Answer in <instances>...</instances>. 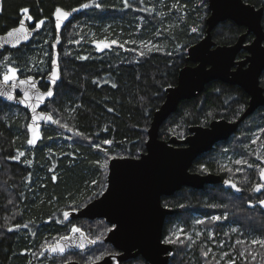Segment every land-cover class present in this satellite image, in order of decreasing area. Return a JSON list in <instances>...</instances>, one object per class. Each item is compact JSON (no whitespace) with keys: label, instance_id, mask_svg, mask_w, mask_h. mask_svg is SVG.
Masks as SVG:
<instances>
[{"label":"trees","instance_id":"trees-1","mask_svg":"<svg viewBox=\"0 0 264 264\" xmlns=\"http://www.w3.org/2000/svg\"><path fill=\"white\" fill-rule=\"evenodd\" d=\"M243 1L262 7L264 30V0ZM128 2L131 7H125L124 0H1L0 34L18 24L23 8H28L27 15L33 18L31 22L27 20L29 27L40 19L46 23L28 44L0 53V73L3 57L10 56L13 66L19 68V77L42 79L40 88L46 89L43 79L56 53L61 76L54 98L44 110L73 131L57 125L42 126L43 138L30 146L28 113L0 100V264H58V258L45 254L39 258L38 254L45 244L67 235L75 224L90 238H99L84 253H71L79 257L89 254L80 257L81 264L111 250L102 241L106 231L86 227L93 222L107 225L106 222L77 219L67 223L63 213L77 210L101 194L106 186V160L137 157L144 152L153 112L163 102L165 89L175 85L179 69L191 65L186 61V50L203 37L204 20L209 13L207 0ZM82 4L89 7L81 8ZM57 6L79 10L53 48L56 35L51 15ZM72 26H77V33L71 32ZM244 30L226 20L215 26L212 40L217 45H230ZM147 39L152 46L143 49L140 43ZM251 39L252 35H248L245 42ZM98 42H107L110 47L99 50ZM244 55L241 50L236 58ZM259 81L264 94V70ZM247 101L248 96L240 87L210 81L196 97L178 103L160 125L159 137L182 138L191 125L206 126L219 118L235 120ZM261 129L264 103L239 124L229 139L199 154L191 164L192 172H210L228 179L230 173L223 166L242 156L253 167L246 165L249 170L244 177L232 176L240 192L208 184L201 189L183 187L161 198V203L172 209L163 222V240H176L174 233L183 230L181 239L170 243L172 251L167 264H229L233 258L235 264H264V248L259 249L260 260L254 261L247 246L253 235H264V208L256 200L263 190L251 191L252 185L260 182L257 171L261 161L254 155L255 146H260L264 158ZM75 131L83 135H74ZM257 136L260 139L252 144ZM104 140L112 141L111 145L102 144ZM96 144L106 151L95 148ZM20 151L25 155L18 161L6 159ZM202 167L206 171H201ZM249 202L256 206L248 207ZM212 216L221 219L213 221ZM198 220L204 223H197ZM25 224L27 227L22 226ZM9 228L13 230L8 231ZM233 228L237 231L233 232ZM238 240L244 243L238 244ZM123 264L147 263L137 257Z\"/></svg>","mask_w":264,"mask_h":264},{"label":"water","instance_id":"water-1","mask_svg":"<svg viewBox=\"0 0 264 264\" xmlns=\"http://www.w3.org/2000/svg\"><path fill=\"white\" fill-rule=\"evenodd\" d=\"M207 7L209 13L204 20V35L186 50V61L191 65L180 68L175 85L165 89L164 100L153 112L149 123L144 152L137 157L123 156L109 159L106 186L101 194L81 208L67 211L69 219H64L67 223L77 219H103L112 226L103 241L110 244L118 253L103 256L98 264H121L138 256L147 264H167L172 246L162 240V227L165 217L172 212V209L163 205L161 198L170 196L183 187L201 189L205 184L221 183L222 187L230 188L224 185V180L221 181L218 174L192 172L190 167L195 157L210 150L216 143L227 140L235 133L239 124L264 103L263 88L259 81L264 70V30L261 22L263 9L256 8L243 0H207ZM56 8L70 12L68 20L63 22L59 33L55 28ZM72 9H64L60 6L54 8L51 19L56 36H60L63 28L77 14L78 11L72 12ZM21 18L25 20V26L29 27L27 14ZM226 20L245 30L233 44L217 45L212 40L211 33L217 24ZM6 32L0 36H4ZM36 33L31 32V39L21 45L28 44ZM248 35H252V39L245 42ZM7 49L15 48L5 46L0 48V53ZM241 50L245 51V55L237 59V54ZM51 69L52 64L50 71ZM50 71L43 82L47 85L46 89H51L55 94V87L60 79L52 85ZM59 76H61L60 70ZM28 77L34 76L19 78ZM214 80L236 85L248 96L247 105L239 116L235 120L213 119L206 126L191 125L188 127V133L182 138L172 135L167 139H161L160 125L176 110L178 103L196 97L207 83ZM41 81L42 79L34 77L33 82L43 93L46 89L40 88ZM25 87L27 86H18L12 90L17 96L15 101H8L5 97H0V100L25 110L29 118L28 127L32 123V112L18 103L23 97ZM29 91L30 94L33 92L31 89ZM54 94L51 98L45 99L37 109V113L43 109L45 114H50L44 110V107L52 101ZM36 125L53 126L54 124L38 120ZM28 132L31 133L29 128ZM92 246L93 244L86 243L84 251ZM69 252L81 251L72 247L67 249L65 254ZM44 254L49 257H60ZM71 264L80 263L72 260Z\"/></svg>","mask_w":264,"mask_h":264},{"label":"snow or ice","instance_id":"snow-or-ice-1","mask_svg":"<svg viewBox=\"0 0 264 264\" xmlns=\"http://www.w3.org/2000/svg\"><path fill=\"white\" fill-rule=\"evenodd\" d=\"M141 3H143V0H140ZM125 7H131L128 0H124ZM89 4H82L81 8H88ZM95 7H100L99 4H96ZM79 9H72V12L78 11ZM29 12L28 8L21 9L22 14H27ZM55 28L57 33L60 32L62 24L64 21L68 20L70 16V12L64 11L61 8L55 9ZM32 16L27 15V20L32 21ZM46 23L45 19L38 20L34 27H26L25 26V20L21 18L19 20V24L17 27L12 28L11 30H8L4 36H0V48H4L5 46H11L12 48H18L22 43H26L31 39L30 33L31 32H39L41 27ZM196 28H192L193 32H196ZM60 43V37L59 35L55 38V43L52 44V47L55 48L57 44ZM78 43V41H77ZM116 41H111V44H115ZM123 47V45H120ZM142 46H147L142 45ZM97 49L103 50L105 48L110 47V44L107 42H98L96 44ZM82 59H87V57H82ZM4 68L6 69L2 74H0V97H5L8 101H15L17 99V96L13 94V89H16L18 86H27L24 89L23 97L18 100V103L24 105L25 107L29 108L32 112L31 121L32 123L28 125L29 131L31 132V138L27 140V144L30 146H35L36 141L39 139H42V134L39 131V126L36 125V122L38 120L44 121L45 123H51L54 125L59 126L60 128L64 129L65 131L72 132L73 130L69 128L66 124H62L59 120L54 119L52 115L45 114L43 112V109H41L40 113H37V109L40 107V105L45 101L46 98H51L53 96V91L51 89H46L45 92L41 93L39 89L37 88V85L33 82L34 77H28L26 79H20L18 76L19 68L13 66L14 61L10 59V56H4ZM43 63V61H41ZM52 69L50 71V82L52 85L56 84V81L60 79L59 76V69H58V60L52 59L51 60ZM32 69L29 68V71ZM115 87V85H113ZM29 89L33 90V92L30 94ZM111 111V109H109ZM262 132H264V129H261ZM74 135L82 136L83 133H80L79 131H75L73 133ZM51 139V137H49ZM260 137L257 136L256 139L252 140V144H256L257 140H259ZM112 141L110 140H104L102 141V144L111 145ZM95 148L99 149L100 151H106L104 148L101 147L100 144L94 145ZM25 155L24 152L20 151L18 152L17 156H9L6 159L9 160H15L18 161L19 157H23ZM257 160H260L262 164H264V158H262L260 155H257ZM237 165H247V167L252 168L253 165L248 163V161L243 159H236L234 161ZM103 167H107V164L105 163ZM224 169L228 172H233L232 168L227 167V165L223 166ZM201 171H206V168L202 167ZM237 172L241 171V169L237 168ZM259 177L261 183H255L251 187V191L259 193L262 190H264V167H260L259 169ZM55 179V177H53ZM225 186L230 187L235 192H240L241 188L238 187L237 182H234L231 178L225 179L223 181ZM258 204L261 208H264V199L258 200ZM256 205L249 202L248 207L252 208ZM64 219H69V213L64 212L63 213ZM227 218L226 216L224 217ZM221 219L220 216H212L211 220L213 221H219ZM197 223H204L203 220H198ZM21 225H17V227H20ZM23 227H27V225H22ZM12 228H9L8 231H12ZM183 230L181 229L180 232L174 233L176 240H173L171 237L166 238L164 243H175L177 240L181 239L180 233ZM233 232H236L237 229L233 228ZM78 234V237H77ZM199 235V233H198ZM211 238V236L209 237ZM99 238L93 239L90 238L88 235H86L79 227L73 226L70 229V234L60 237L55 243L48 244L43 248V251L41 252V255L43 256L44 253H48L50 255L54 256H64L67 249L75 247L79 249L81 252L84 251L86 243L87 244H96L97 240ZM188 239H191L188 237ZM182 242V241H181ZM238 244H243V240H238ZM251 243L253 245H260L262 248H264V239H257L254 238ZM224 255H229L228 253H224ZM243 255V253H241ZM205 256H207V253H205ZM255 259V257H252ZM102 259L101 257H95L88 261V264H98L99 260ZM65 264H71L70 260H66ZM229 264H235V259H230Z\"/></svg>","mask_w":264,"mask_h":264},{"label":"rangeland","instance_id":"rangeland-1","mask_svg":"<svg viewBox=\"0 0 264 264\" xmlns=\"http://www.w3.org/2000/svg\"><path fill=\"white\" fill-rule=\"evenodd\" d=\"M77 28V26H72L71 27V29H72V31L71 32H78V30H74V29H76ZM77 35V34H76ZM78 37V36H77ZM80 39V37H78V38H76V40L78 41ZM152 41L151 40H146V41H143V43H140V45L142 46V45H147V46H143L142 48L144 49V48H148V47H150V46H152L151 43ZM55 59H58V56H57V54L56 53H54V56H53ZM53 58V59H54ZM4 65V64H3ZM2 65V68H1V73L0 74H2L6 69L4 68V66ZM39 126V131H40V129H41V127L42 126H40V125H38ZM30 134V138H31V133H29ZM256 137V136H255ZM256 147V149L255 150H253V152H254V155H260L261 156V154H260V146H255ZM264 148V147H263ZM111 158H113V157H111ZM111 158H109V159H111ZM109 159L108 160H106V164H108V161H109ZM236 159H243V160H245L242 156H238V157H236L235 159H232L231 161H230V163L228 164V166L227 167H229V168H232L233 169V172H229L230 173V175H229V178H232V176H239V175H241V177H244V172L246 171V165H237V164H235L234 163V161L236 160ZM260 165H261V167H264V164H262L261 162H260ZM237 168H239V169H241V171H239V172H237L236 171V169ZM260 169V168H259ZM259 169H258V171L257 172H259ZM247 170H249V169H247ZM256 172V173H257ZM246 173H247V171H246ZM228 178V179H229ZM240 184H241V180H239L238 181ZM253 183V182H252ZM258 183V182H257ZM260 183V182H259ZM246 186V185H245ZM250 186L251 185H247L245 188H250ZM261 199H264V190H263V194L258 198V199H256V200H261ZM258 202V201H257ZM82 226H84L85 227V225H83V223L81 224ZM73 226H76V227H79L80 229H82V227L81 226H78L77 224H75V225H73ZM72 226V227H73ZM71 227V228H72ZM86 227L87 228H89V229H95V230H97V231H100L101 233H102V231H107V229H108V227H107V225H105V224H103V223H101V222H93V223H91V224H86ZM83 231V230H82ZM177 231H180V229L179 230H177ZM85 233V232H84ZM174 233V232H173ZM173 233H171V235H173ZM254 238H257V239H264V235H253L249 240H248V244H247V246L249 247V249H248V252L250 253V255L253 257H255V259H253L254 261H256V259H258V260H260V256H261V252H260V245H253L252 243H251V241L254 239ZM56 241V240H55ZM54 241V242H55ZM53 243V242H52ZM51 243V244H52ZM48 244H50V243H47V244H45L46 246L48 245ZM44 245V246H45ZM43 246V247H44ZM262 248V247H261ZM260 249V250H259ZM87 251V250H86ZM81 253H84V251L83 252H81ZM80 255H82V256H80V257H88V255H84V254H80ZM42 255H41V253H39L38 254V257L40 258ZM259 256V257H258ZM80 257L79 256H76V255H73V254H68V255H64L63 257H59L58 259H57V263L58 264H61L62 262H64V261H66V260H71V259H73V260H77L78 262H81L80 261ZM82 264H85V263H82ZM260 264V263H259Z\"/></svg>","mask_w":264,"mask_h":264},{"label":"flooded vegetation","instance_id":"flooded-vegetation-1","mask_svg":"<svg viewBox=\"0 0 264 264\" xmlns=\"http://www.w3.org/2000/svg\"><path fill=\"white\" fill-rule=\"evenodd\" d=\"M232 136V135H231ZM230 136V137H231ZM229 137V138H230ZM228 138V139H229ZM226 141V140H225ZM220 142H222V141H220ZM198 173H200V172H198ZM205 173H210V172H205ZM203 174V173H202ZM215 174V173H214ZM226 178H221V181H223V180H225ZM235 182V181H234ZM261 182V181H260ZM217 184H220V186H221V183H217ZM205 185H208V184H205ZM222 187V186H221ZM224 188V187H223ZM225 189H230V190H232V191H234L233 189H231V188H225ZM235 192V191H234ZM87 220V219H86ZM96 220V219H95ZM103 220V219H102ZM90 221H93V220H90ZM104 221V220H103ZM105 222V221H104ZM107 225L109 226L108 227V229H107V231L105 232V235L107 234V232H108V230L112 227L111 225H109L108 223H107ZM84 232V231H83ZM69 233H70V231H69ZM69 233L67 234V235H69ZM105 235H104V237H105ZM104 237H103V239H104ZM103 239H102V241H103ZM162 240H163V238H162ZM164 241V240H163ZM104 242V241H103ZM105 243V242H104ZM105 244H107V245H109L111 248V250L108 252V253H106V254H104L103 256H105V255H107V254H117L118 253V251H116L110 244H108V243H105ZM172 246V245H171ZM71 253H81V252H69V253H66L65 255H68V254H71ZM102 256V257H103ZM49 257V256H48ZM60 257H63V256H60ZM139 257V256H138ZM54 258H59V257H54ZM137 258V257H136ZM139 258H141V257H139ZM132 259H135V258H132ZM142 259V258H141ZM73 259H71L70 261H72ZM128 260H131V259H128ZM128 260H126V261H128ZM143 260V259H142ZM73 261H77V260H73ZM126 261H124V262H122L121 264H123V263H125ZM144 261V260H143ZM78 262V261H77ZM65 263V261L64 262H62L61 264H64ZM80 263V262H79ZM81 264V263H80Z\"/></svg>","mask_w":264,"mask_h":264}]
</instances>
